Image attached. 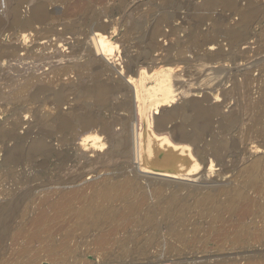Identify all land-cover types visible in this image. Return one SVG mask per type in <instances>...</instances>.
Returning <instances> with one entry per match:
<instances>
[{
	"label": "rangeland",
	"instance_id": "rangeland-1",
	"mask_svg": "<svg viewBox=\"0 0 264 264\" xmlns=\"http://www.w3.org/2000/svg\"><path fill=\"white\" fill-rule=\"evenodd\" d=\"M8 3L0 0V45L32 48L37 56L26 57L18 51L11 65L6 57L0 58V130L12 116L25 124L15 130L23 141L19 149L6 162L0 152V264H264V0H26L18 10L20 19L30 17L35 3L42 4L47 13L33 21L35 35L26 43L18 38L22 25L5 21ZM103 25L109 27L107 36L120 58L100 56L91 46L93 34H100L97 28ZM92 48L96 59L103 58L115 70L125 68L128 58L140 59L150 50L147 62L158 67L180 65L181 70L156 76L145 88L156 87L164 98L175 89L189 90L185 99L206 98L204 106L217 107L218 114L208 109V117L191 110L192 116L187 112L184 121L180 117L161 122L176 136L197 139L193 148L198 157H208L213 163L205 167L204 176L184 178L198 188L170 198L149 196L142 203L137 202L138 192L124 198L94 197L91 183L98 184L105 177L111 183L127 180L128 172L126 176L122 169L127 158L101 152L80 159L74 147L59 142L68 133L53 130L35 113L41 101L54 105L59 100L55 84L38 89L37 78L47 81L59 75L60 83H76L79 69L83 80L90 81L85 63ZM40 56L45 57L39 60ZM64 68L70 71L62 76L59 73ZM27 74H33L30 83ZM115 74L108 75L116 79ZM234 86L238 93L222 95ZM72 94L66 97L63 110L75 101L94 109L83 90ZM28 108L29 114L24 112ZM236 111L234 124L219 122L220 116ZM114 113L117 118L122 115L121 111ZM109 115L104 113V117ZM189 123H204L203 134H194L195 127ZM125 130L120 118L112 130L120 137V146L114 144L112 151H120L127 143ZM101 135L108 148L106 135ZM40 138L55 152L68 151L73 161L65 164L55 156L45 160L37 146ZM150 140L148 134L143 140V166L155 172H177V157L170 150L158 156ZM12 144L6 143L8 147ZM258 144L262 152L252 155L250 148ZM78 175L83 178L76 185L90 184L86 195L91 198L54 216L49 201L41 204L40 185ZM31 187L33 193L20 199ZM123 199L131 200V206ZM90 203L87 212L78 214ZM43 210L55 218L39 224L36 220Z\"/></svg>",
	"mask_w": 264,
	"mask_h": 264
},
{
	"label": "bare ground",
	"instance_id": "bare-ground-1",
	"mask_svg": "<svg viewBox=\"0 0 264 264\" xmlns=\"http://www.w3.org/2000/svg\"><path fill=\"white\" fill-rule=\"evenodd\" d=\"M25 1L26 0H9V3L7 4L8 6L7 9L9 11V17L7 20H5L10 25L17 24V23L22 25L21 27L22 31H20L21 34L19 32L20 37L18 38H20L23 43L28 42L30 37H33L35 35V31L32 28L33 21L41 20L47 14L42 4L35 3L31 9L30 17L20 19L18 10ZM106 29H107V25L99 26L97 28V31L100 32V34L97 35L94 33L92 36L93 44L91 43L89 44L93 46L94 50H96L97 54L100 56L110 57V58L111 57L120 58L121 55L119 54L118 48L116 47L115 44H112L110 42L109 37L107 36L108 32L106 31ZM114 31L115 29H112L111 33H113ZM37 37H42V36L40 35ZM37 37H35V39ZM43 38L46 39L45 37ZM93 48L89 49V53L87 51L88 56H87V61L85 63V66L87 69L89 68L88 71L90 73H88L87 70L85 69L83 70V72L86 71L88 74L91 75L90 81L85 82V80H83L84 78V77L82 78L83 74L82 72L81 73L79 72V69L77 70L78 72L76 74V77H77L76 83L74 82L60 83V79H58L57 77L59 75H57L56 78H53V79L52 78L49 79V77H47L49 79L47 81L40 80L36 76H34V78L36 77L39 82V85H37L38 89H44V88L46 89L55 84L56 86L55 92L59 96V100L54 105L49 103L47 100L41 101L37 108V112H35L36 111L35 109H34L35 110L34 112L39 114L40 119L42 120L44 119V122H46L48 126L52 128L53 130H57V129L64 130L68 133L65 136V138L59 139V142L62 144V146L67 145L70 147H74V153H75L74 155H77V153L80 152V156H79L80 159H85L87 154L94 155L95 153H101V152H103L104 155L112 154L114 156H119V157L124 156V158H127L126 163L128 165L127 167L130 168V171H128V175L130 177L128 176L129 179L127 178V180L125 179L123 182H118V183L117 182L111 183L105 177V179H102V181L98 182V184L96 183L94 185V183H91V187H90V184L86 185L85 183L82 185H76V183L81 181V179L83 178V177H80L79 175H78L79 177H69L66 179H63V178L56 179L55 178L56 180L54 179L49 182L47 181L46 183L40 185V187H42L40 190V193H43V196L40 198L41 204L42 205L44 204L42 203V201L43 202L49 201L51 203L50 204L51 207L53 208L55 212V215L54 214L53 215L57 216L60 214L61 216L65 214V213H62L64 211L66 210L71 211L72 207L74 206L73 204H75L76 202L86 203L88 199L91 198L86 195V190L88 189V187L94 188L93 194H95L96 196L94 195L93 196L96 198L97 197L103 198V197H107L110 195L112 196V198H116V197L124 198L126 197V195L130 193L131 194L134 193L135 195V193H137L138 190H143L142 189L143 186L140 185V182L142 181L146 184L147 187H156V189L159 191H161L165 187V185L172 187L173 191L174 190L175 191H188L194 188H198L199 186H196L190 180H184V178L195 180L197 178L204 176L206 173L205 167L207 165H210L209 168H211L213 163L209 161L208 157H198V154H199L198 150H196V148L195 149L193 148L195 147L193 143L197 139L193 142L192 140L187 139L188 137L184 138V137L176 136L173 134V130L171 128L166 127L161 122L173 121V119L174 120L176 118L180 119V117H181V120H183L182 118L184 117L186 118L187 112L189 113V111L191 110H193L191 112H195V111L198 112L199 115H203V114L205 115V113L208 114V109L211 110L212 114L213 113L218 114L217 107H214V108L211 107L213 108L211 109L210 107H207L208 105L204 106L203 103H207L206 98L202 99L201 101L193 99V98L185 99L187 94L189 93V90H184L180 92L179 89H175L172 93H168L169 94L168 97L164 98L157 94V92L155 91L156 87L145 88V83L153 79L154 77L164 75V74L171 75L181 70L180 69L181 67L178 64H177L178 66H169L165 64L164 66L158 67V66H155L154 63H152L151 61L147 62L148 60H150V57H151L152 51L150 50L143 53L142 55L143 57H141L140 59L132 58V57L128 58L129 62L128 64H125L126 65L125 68L119 65L120 67H118V69L115 70L113 66L109 65L106 62V60H104L103 58L96 59L92 55ZM36 50L38 49H34V51ZM18 51H24L26 53V57L27 56L31 57L32 55L37 56L35 55L37 52L34 53L32 48L30 50L25 47L21 48L20 45H14L11 47L8 46L7 48H5V46L0 47V58L3 56L6 57L7 59L6 61L11 65V59L16 57ZM39 54L42 55V51ZM73 54H75V52ZM41 57H45V56H40L37 58H39L40 60ZM49 61L50 60H48V62ZM42 62H44V59L43 61L41 60L40 63ZM45 63H44V66H45ZM47 66H51V65H47ZM67 67H70V66H67ZM68 69L70 71V68ZM68 69L64 68L60 70L61 73L59 74H62V76L66 75L68 73ZM14 71L15 69L13 68L12 72ZM16 73L18 72L16 71ZM21 73H22L21 75H23V72ZM108 74H115L117 78L113 79ZM27 75H26L27 82L29 81L32 82L33 76L30 77L29 75H33V74H29L28 76ZM12 86L14 87V84H12ZM23 86L25 87V85ZM79 90H83L85 92V95L89 96L92 99L91 105L94 109L83 106L82 105L83 102L75 101L73 104L70 103L72 105L67 106L66 110H63L62 106L67 100L66 97L69 98L71 96L70 94L77 92ZM238 92H239L238 87L234 86L233 88H231L230 92L226 91L222 93V95H225L226 97V95L228 96L229 94H234ZM120 95H121V98H118V96ZM216 101H218V97L215 95V102ZM28 109L25 110L24 112L29 114L31 108L29 110ZM114 110L122 112L121 116L118 115L119 119L115 116ZM106 112H110L111 115L104 117V113ZM236 112H233V113L231 112L232 114L230 113L227 116L226 115L220 116L219 122L221 123L225 122L226 124H229V123L234 124L235 122L238 121V112L237 113ZM28 114H25V115L29 117L30 115ZM189 114L190 116H192L191 113ZM205 116L208 117L209 115H205ZM205 116L203 117L205 118ZM120 118L121 120H123L126 126L124 138L127 139V143H124L125 145L123 144L124 147L120 151L119 150L112 151L111 149L114 146V144H117L118 146H120V141H119L120 137L117 136L112 131L113 127L119 122ZM154 120L156 123L155 127H154ZM190 121L196 122V120L195 121L190 120ZM23 124L24 123L21 119L15 116H12V117H9L5 121L3 126H1L0 152L3 154V162H6L9 155H11L12 152H15L16 150H18L19 147L21 146V142L23 141L20 137H17L15 130H17V128ZM187 125H191L192 127L193 126L195 127V128L193 127L195 129L194 134L196 133L203 134V129H205L204 127L206 126L204 125V123L202 124L201 123L200 124L189 123ZM182 127H186V126H182ZM101 132L104 133L107 137V142L109 144L108 148L106 147L105 140L102 137ZM147 134L151 138L150 148L152 149L154 153H156L160 157H164L165 153L168 150H170L171 151L170 154H173L174 156L177 157L176 159L177 164H178L177 172L173 174H170L166 171L155 172L143 166L144 164L143 163V152H142L143 140ZM189 138H192V137H189ZM7 142H12L13 143L12 147H8L6 145ZM37 146H39V150L45 160H47L51 156H55L58 159L62 160L65 164L69 161H73L72 157L69 156L68 151L64 152L63 150L60 152H55L52 146L50 144H45L44 139L42 138L39 139V145ZM106 149L108 150L106 151V153H104V150ZM261 149H262V146L258 144V145L252 146L250 148V151L252 155L254 154L256 155L257 153L262 152ZM205 159H207V162L205 161ZM210 162L212 164H210ZM25 169L26 167L24 168V170ZM141 169L144 172L141 171ZM31 190L33 193V188L31 187L30 190L23 192L21 195L18 194L19 198L21 199L22 196H24L26 193H28ZM140 195H139V199H137L138 203L140 202L142 203L147 199L144 192L140 191ZM127 199H123V200L126 204H128V206H131V203H132L131 200H127ZM41 204L40 205L35 204V205L38 207V206H41ZM91 204L92 203L86 205L85 207L83 206L82 208H80L81 212L78 211L79 212L78 214L81 213L82 215L84 214V212H87ZM41 207H38V208L40 209ZM44 210L39 214V216L37 215L38 218L36 221L40 222L39 224H44L45 221L49 220L48 217L49 218L54 217L53 215L52 217H50L51 215H48L49 213L47 214V212H45ZM51 210L52 209H50V211ZM24 214L26 213L24 212ZM33 225L36 226V223Z\"/></svg>",
	"mask_w": 264,
	"mask_h": 264
},
{
	"label": "water",
	"instance_id": "water-1",
	"mask_svg": "<svg viewBox=\"0 0 264 264\" xmlns=\"http://www.w3.org/2000/svg\"><path fill=\"white\" fill-rule=\"evenodd\" d=\"M108 30H109V27H107L106 31L108 32ZM205 161L207 162V159H205ZM127 166H128L127 163H126V165L125 164L122 165L123 174L126 175V176H127V172L130 171V168L127 167ZM140 185L143 186V188L141 187L143 190H138V193H140V191L144 192L145 195H146L147 201L149 200V196L150 197L161 196L160 198H170V197H172L174 195H177L179 193L185 195L182 191H180V192H176L175 190L173 191L172 187H169V186H166V185L161 191L157 190L156 187H147L146 184L143 181L140 182ZM144 186H146V187H144Z\"/></svg>",
	"mask_w": 264,
	"mask_h": 264
}]
</instances>
